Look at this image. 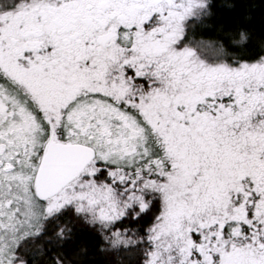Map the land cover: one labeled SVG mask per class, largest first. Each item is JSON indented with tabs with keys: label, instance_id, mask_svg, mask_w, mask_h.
<instances>
[{
	"label": "snow or ice",
	"instance_id": "6c2138e0",
	"mask_svg": "<svg viewBox=\"0 0 264 264\" xmlns=\"http://www.w3.org/2000/svg\"><path fill=\"white\" fill-rule=\"evenodd\" d=\"M0 264H264V0H0Z\"/></svg>",
	"mask_w": 264,
	"mask_h": 264
}]
</instances>
